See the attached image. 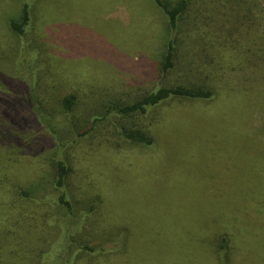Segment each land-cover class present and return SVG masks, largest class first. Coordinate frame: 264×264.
I'll list each match as a JSON object with an SVG mask.
<instances>
[{
    "label": "rangeland",
    "instance_id": "1",
    "mask_svg": "<svg viewBox=\"0 0 264 264\" xmlns=\"http://www.w3.org/2000/svg\"><path fill=\"white\" fill-rule=\"evenodd\" d=\"M188 1L170 80L215 95L169 100L154 121L119 110L163 82L153 62L172 30L153 0H0V102L69 165L75 264H264V0Z\"/></svg>",
    "mask_w": 264,
    "mask_h": 264
},
{
    "label": "trees",
    "instance_id": "2",
    "mask_svg": "<svg viewBox=\"0 0 264 264\" xmlns=\"http://www.w3.org/2000/svg\"><path fill=\"white\" fill-rule=\"evenodd\" d=\"M153 1L166 14L172 30L159 47L157 63L153 62L163 82L133 102L121 106L119 110L125 115L152 113L155 121L159 118L153 115V110L163 103L172 99L210 100L214 97L215 90L208 84L186 85L185 81L171 83L170 77L181 63L182 43L178 42L179 29L180 22L188 13L189 1ZM29 8L30 4L24 3L19 20L12 19L10 23L17 34L24 32L31 19ZM184 23L186 24V19ZM191 64L188 65L189 72L192 71ZM4 79V75L0 73V91L3 90ZM187 82L191 81L187 79ZM74 101V95L64 99L69 109ZM110 112L111 109L103 118H107ZM32 122V118L15 115L0 102V264H20L16 258H19L21 252L27 254L25 264H75L72 258L75 253L72 250L75 239L70 235L73 227L69 220L74 204L65 190L69 165L63 157L51 154L48 156L52 141H46L38 132L31 130L29 127ZM121 133L135 144H155L153 128L147 127V131H144L124 126ZM36 143L47 144L38 150L34 148ZM26 156H30L37 163V167L27 168L24 173L28 176L25 177L18 163L19 160L23 163ZM43 166L52 170V177L46 184L36 181L38 176L33 177L43 171ZM80 249L95 251L89 244H80Z\"/></svg>",
    "mask_w": 264,
    "mask_h": 264
}]
</instances>
